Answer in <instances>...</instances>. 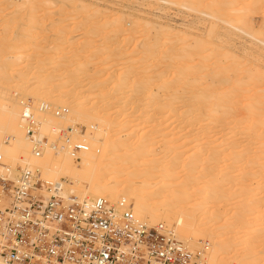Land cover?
I'll return each instance as SVG.
<instances>
[{
	"label": "bare ground",
	"instance_id": "1",
	"mask_svg": "<svg viewBox=\"0 0 264 264\" xmlns=\"http://www.w3.org/2000/svg\"><path fill=\"white\" fill-rule=\"evenodd\" d=\"M163 1L213 22L194 32L125 0H0V154L63 198L168 223L193 253L207 237L204 264H264V0ZM245 38L258 54L230 45ZM28 113L37 138L53 132L39 155Z\"/></svg>",
	"mask_w": 264,
	"mask_h": 264
},
{
	"label": "built area",
	"instance_id": "2",
	"mask_svg": "<svg viewBox=\"0 0 264 264\" xmlns=\"http://www.w3.org/2000/svg\"><path fill=\"white\" fill-rule=\"evenodd\" d=\"M26 118L33 151L39 155L49 139L37 138V123L30 113ZM53 145L54 151L60 148L56 141ZM84 148L74 146L77 153ZM59 190L44 189L39 169L16 168L0 154L1 260L11 264H204L207 243L202 252L192 253L165 224L135 222L131 208L121 200L99 197L87 206L76 193L63 198Z\"/></svg>",
	"mask_w": 264,
	"mask_h": 264
},
{
	"label": "rangeland",
	"instance_id": "3",
	"mask_svg": "<svg viewBox=\"0 0 264 264\" xmlns=\"http://www.w3.org/2000/svg\"><path fill=\"white\" fill-rule=\"evenodd\" d=\"M125 1H127L128 3H130L131 5H133V6H135V7H137V8H139V9H141V10H144V11H146V12H150L151 14H154L155 16H157V17H161V19H163V20H172L171 22H174V23H178V24H180V23H184V22H194V21H200L197 25L199 26H197L195 29H193V31L194 32H201L202 30H204V29H206L208 26H210V24L213 22V20L208 16V15H206V14H204V13H197V12H195V11H193V10H188L187 8H185V7H183V6H180V5H172V4H169V3H167V2H164L163 0H125ZM108 5H110V7H111V5L113 6V7H118L117 5H114V4H110V3H108ZM112 7V8H113ZM185 20V21H184ZM259 20H260V22H257V24H255V26H253V29H254V31L255 32H257L258 34H259V37H263L264 36V20H263V18H259ZM179 21V22H178ZM201 22L203 23V24H201ZM201 24V25H200ZM225 26V25H224ZM202 27V28H201ZM227 27V26H226ZM229 29V28H228ZM197 30V31H196ZM230 30V29H229ZM241 40V41H240ZM240 40H236V41H234L233 43H230V45L231 46H237L238 47V51L239 52H241L240 50H239V47L244 43L245 45H244V47L242 48V49H253V50H257L258 52L256 53V54H258L259 53V44L258 43H256L255 41L251 44V41L250 40H247V38H245V39H240ZM247 40V41H246ZM242 43V44H241ZM31 49H27V51H30ZM263 51H264V49H263ZM254 58H259V56L258 55H256ZM260 66H262V63H260L259 65H258V67H260ZM263 71H264V68L262 69ZM90 118V120L89 119H87V120H83L82 119V117H81V121L83 120V121H85L84 123H86V124H84V123H80V125H78L80 128H81V130H86V125H87V122L88 123H90L89 125L90 126H93V124H94V119H93V117L91 116V117H89ZM87 121V122H86ZM93 121V122H92ZM37 124H38V121L36 122ZM90 126H89V128H90ZM68 126L66 125V127H65V125H64V128H65V130H66V128H67ZM39 129V128H38ZM51 133H53V132H48V135L49 136H51ZM63 133H64V131H63ZM65 133H66V131H65ZM65 133L64 134H61V136H60V134L59 135H52L53 137V139L58 143V141H59V144H60V142L62 143L64 140H65V138H62V135H64V136H66L65 135ZM44 135H46L47 137H48V135H47V133L46 134H44ZM63 136V137H64ZM68 137V136H67ZM61 139V140H60ZM7 140V139H6ZM30 145H32V142H31V144ZM32 148V150H33V146L31 147ZM45 149H46V147L44 148V147H41V151L43 152V150L45 151ZM16 157V156H15ZM19 156H17L16 158H12L13 159V161H12V159H10L11 161H9L14 167H16V168H18V167H24V166H28L29 167V163H27V162H29V161H24V164H21V162L17 159ZM20 158V157H19ZM16 159V161H14ZM80 161H81V159L80 158H76V162H78L77 164L78 165H80ZM13 162V163H12ZM23 163V162H22ZM35 168H37V169H39V166H37V165H35L34 166ZM34 169V168H33ZM42 170H41V168H40V172H41ZM41 178H42V181H43V183H46V177L45 176H43V173L41 172ZM183 178V177H182ZM61 180H66V178H61ZM40 192V191H39ZM70 193H74V192H69L68 194H70ZM77 195H79V197L80 198H82V200H85V197H82L81 196V194H78V193H76ZM69 196V195H68ZM107 198V197H106ZM87 199V198H86ZM110 199V201H112V202H115V201H118L119 199H117V200H112L111 198H109ZM158 223H162V222H158ZM165 225L167 226V227H170L169 225H168V223L166 224L165 223ZM171 230H172V227L170 228ZM173 232H174V235H176V233H175V231L174 230H172ZM178 235H176V237H177ZM177 239H179V240H181L182 242H183V239L180 237H177ZM207 237H202V239H201V243L199 244L198 243V245H197V247H195L196 248V250H201V252H202V250H204V246H205V243H207ZM233 243V242H232ZM235 243V242H234ZM186 244H188V243H185V245ZM202 245V246H201ZM232 245V244H231ZM191 251L193 250L190 246H188V245H186ZM209 246H211V244H208L207 243V248H209ZM194 248V249H195ZM206 250H208V249H206ZM205 250V252H207ZM192 253H193V251H192ZM1 260V259H0ZM229 261V260H228ZM227 261V262H228ZM230 262V261H229ZM226 263V264H230V263ZM224 263V264H225ZM212 264V263H211Z\"/></svg>",
	"mask_w": 264,
	"mask_h": 264
}]
</instances>
